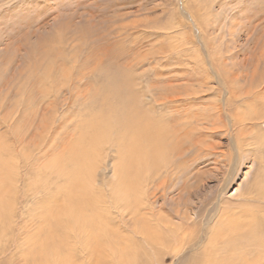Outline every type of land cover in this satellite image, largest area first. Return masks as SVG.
I'll return each mask as SVG.
<instances>
[{"label":"rangeland","instance_id":"374dc122","mask_svg":"<svg viewBox=\"0 0 264 264\" xmlns=\"http://www.w3.org/2000/svg\"><path fill=\"white\" fill-rule=\"evenodd\" d=\"M263 49L264 0H0V264L39 259L42 214L56 203L54 216L66 218L64 162L81 151L87 169L102 171L75 195L101 199L82 213L99 212L116 248L111 257L72 248L57 264H206L231 254L255 262L263 222L244 249L238 234V251L212 254L208 244L218 220L233 235L234 221L247 230L248 213L264 212V117H253L264 109ZM105 67L130 89V122L107 116L116 105ZM135 120L147 134L118 136L120 151L115 124ZM172 127L188 135L164 142L174 151L159 169L156 135L172 139ZM54 160L64 170H47ZM60 225L49 220L54 233ZM150 225L160 241L140 232Z\"/></svg>","mask_w":264,"mask_h":264},{"label":"bare ground","instance_id":"6f19581e","mask_svg":"<svg viewBox=\"0 0 264 264\" xmlns=\"http://www.w3.org/2000/svg\"><path fill=\"white\" fill-rule=\"evenodd\" d=\"M241 9H243V8H241ZM11 13V12H10ZM234 17V16H233ZM247 24V23H246ZM236 26V25H235ZM125 37V36H124ZM174 47V46H173ZM153 52V51H152ZM159 52V51H158ZM262 52V55H264V49L261 51ZM168 53V52H167ZM163 57V56H162ZM199 61V60H198ZM107 67H105V69H103L102 68V70H103V73H104V76L106 77V80L109 82V84H111L112 85V87H111V90H112V92L111 93H113V96H114V99H112V101H115V102H112V101H109V102H112V103H114L115 105H116V107L114 108V105H112L111 106V112L109 113V114H107V116H109L110 118H111V120H112V123H113V121H114V119H118V114H119V116H120V118L121 119H119V120H122L123 122H125V123H127V122H130V115H128L126 112V114H127V116L125 117V113L123 114L122 113V110L124 109V108H128V104H127V101H130V96H131V92H130V89H123V86H124V84H119L118 83V77L121 75V74H112L111 72H109V69L107 68ZM200 69V68H199ZM106 70H108V71H106ZM24 71V70H23ZM22 73V72H21ZM252 76V75H251ZM64 78V77H63ZM72 78V77H71ZM205 78V77H204ZM189 80V79H188ZM253 80V79H252ZM251 80V81H252ZM129 79H128V84H129ZM256 81H258L257 79H256ZM17 83V82H16ZM108 84V83H107ZM128 84L127 85H125L126 87L128 86ZM195 84V83H194ZM107 86V85H106ZM105 86V87H106ZM195 86V85H194ZM109 87H110V85H109ZM200 87V86H199ZM108 88V87H107ZM106 88V89H107ZM128 88H130L129 86H128ZM109 89V88H108ZM122 89H123V91H122ZM180 91H181V89H180ZM123 92H126V93H123ZM230 92V91H229ZM257 92V91H256ZM264 92V89H263V91H262V93ZM105 93V92H104ZM110 93V94H111ZM133 97H135V96H133ZM145 97V96H144ZM113 98V97H112ZM136 98V97H135ZM131 101H132V99H131ZM130 101V102H131ZM130 104V103H129ZM136 104H137V102H136ZM130 107H131V104H130ZM119 108L121 109V110H119ZM132 108H133V106H132ZM139 108V107H138ZM181 108V107H180ZM141 109V108H140ZM136 110V109H135ZM232 110V109H231ZM132 111H133V109H132ZM137 111V110H136ZM139 111V110H138ZM129 112V111H128ZM253 113V112H252ZM251 113V114H252ZM50 114V113H49ZM185 114V113H184ZM250 114V116H252ZM133 115V114H132ZM139 115H141V114H139ZM144 115H146V114H144ZM193 115V114H192ZM249 116V117H250ZM82 117V116H81ZM101 117H103V116H101ZM101 117L100 118H98L97 119V121H102V119H101ZM136 117V116H135ZM184 117V116H183ZM253 117H255L256 119H260V120H262L263 118L262 117H264V109H263V111L262 110H258V111H256V113H253ZM108 118V117H107ZM198 118V117H197ZM11 119V118H10ZM109 119V118H108ZM136 119L137 120H139L140 118H139V116H137L136 117ZM158 119V118H157ZM133 120H134V118H133ZM132 120V121H133ZM149 120V119H148ZM246 120V119H245ZM107 121V120H106ZM105 121V122H106ZM132 121H131V127L129 128V129H126V128H122V127H120V126H118L117 124H115L116 126H115V129H118V133H121L120 135L119 134H117V137H116V139H118L119 140V144H117L118 146H119V148H120V151L121 150H123V149H126V148H124V144H123V142H122V140L118 137V136H123L124 134H128L129 135V137L130 136H134L135 134H136V132H138V133H140L141 135L140 136H137V137H135V138H133V139H130V141L131 142H137L138 140H139V138L141 137V136H144L145 137V135L147 134V132H146V130H148V129H142L141 127L138 129L137 128V126H138V122H136V120L132 123ZM109 122V121H108ZM136 122V123H135ZM152 122V121H151ZM246 122V121H245ZM248 122V121H247ZM253 122V121H252ZM115 123V122H114ZM113 123V124H114ZM122 123V122H121ZM143 123H145V122H142V124ZM150 123V122H149ZM149 123H147V124H149ZM244 123V122H243ZM243 123H241V124H243ZM95 125H97V123L95 122L94 123ZM100 124V123H99ZM98 124V126L100 127V125ZM102 124V123H101ZM109 124H110V122H109ZM155 124V123H154ZM160 124V123H159ZM245 124V123H244ZM253 124V123H252ZM104 125H106L105 127H104V129H102V130H105V128H108V129H110L109 127H110V125H107V124H105L104 123ZM120 125V124H119ZM141 125V124H140ZM238 125V124H237ZM102 126V125H101ZM162 126V125H161ZM251 126V125H250ZM113 127V126H112ZM230 127V126H229ZM92 128H93V126H92ZM173 128V127H172ZM177 128V131L173 128L172 130H173V132H172V139H171V135H170V133L168 134V136L166 137L165 135H163L164 134V132L162 133L160 130H159V132H160V134H158V135H156L157 136V139H156V150H157V153H159V156H160V158H161V162H160V165H159V169L160 168H165L166 167V165H167V163H165V160L164 159H167V157H166V155L168 156V158H169V155H168V151L170 152V149H171V151H174V149L171 147V148H168V146L167 147H165V149L167 148V153L166 152H162L161 153V151L164 149V142L166 143V141L168 140V144H169V141L171 140V142H170V144H169V146H172L173 144L175 145L176 143H178V140L177 139H179L180 140V138H183V139H185L186 137H187V131H183V129H179L178 127H176ZM186 128V127H185ZM191 128V127H190ZM94 129H95V127H94ZM93 129V130H94ZM137 129H138V131H137ZM98 130V129H97ZM107 130V129H106ZM167 131V130H166ZM180 131V132H179ZM109 132V131H108ZM154 132V131H153ZM158 132V131H157ZM170 132H171V130H170ZM178 132L180 133V135L178 134ZM99 133V132H98ZM101 133V132H100ZM165 133H167V132H165ZM79 134V133H78ZM108 135L109 134H107V133H104L103 131H102V133L101 134H99V138H104V140L106 141V139H107V137H108ZM128 135H127V138H128ZM151 135V134H150ZM177 135H179L178 136V138H176V136ZM153 136V135H152ZM125 137H126V135H125ZM154 137V136H153ZM190 137V136H189ZM123 138H124V136H123ZM143 138V137H142ZM148 138V137H147ZM150 138V137H149ZM230 138V137H229ZM246 139V138H245ZM245 139H243V140H245ZM125 140H126V138H125ZM128 140V139H127ZM126 140V141H127ZM151 140V139H150ZM149 140V141H150ZM182 140V139H181ZM243 140H241V141H243ZM94 141V140H93ZM240 141V140H239ZM240 141V142H241ZM258 141V140H257ZM130 142V143H131ZM140 142V141H139ZM127 144V143H126ZM128 144H129V142H128ZM137 145H138V143H136ZM146 144H148V143H146ZM161 144H163L162 146H161ZM76 145V144H75ZM132 145V144H131ZM149 146V145H148ZM68 148H70V147H68ZM78 148V147H77ZM150 148H152V147H150ZM154 148V147H153ZM80 149V148H79ZM90 149H92V148H90ZM140 149V148H139ZM145 149V148H144ZM164 149V150H165ZM66 150H68L67 148H66ZM127 150H129V149H127ZM132 150H134V149H132ZM148 150V149H147ZM151 150V149H150ZM183 151V150H182ZM82 152V151H81ZM79 153V154H74V152H72V153H70V156L71 157H68L67 158V160L64 162V163H67V165H69V167H67V175L70 177L69 178V180H67V182L65 183V187L64 188H62V189H64V192H65V198L66 199H68L69 198V200L67 201L68 202V204H72V206H71V209H69L66 213H65V219H61V218H59V217H56V216H54V209H55V204L56 203H54V206L53 207H51V205H50V207H49V209H50V212H49V214L48 213H43L42 214V226H41V228H40V230H39V234H40V236H41V240H39V241H37L38 242V244H37V247L39 248V254H40V256H39V259H34V262L32 263V261H31V264H50V263H52V264H57V261L59 260L57 257H59V256H61V255H68V253H67V251L69 250V253L72 251V248H73V250L74 251H76L75 250V248L76 249H78V250H80V252H85V253H87V254H89V255H93V254H98V252H105V250H107L106 251V253H108L109 254V257H111L110 256V254H111V252H112V250L111 249H113V248H116L115 246L116 245H112L111 243H110V241H109V236H110V232L107 230V227H106V225H105V223H104V219L102 218L101 219V216H100V214H99V212H92V213H88V212H86L85 210L83 211V213H82V207L84 208L85 206H84V204H93L94 202L93 201H95V202H97V198L95 199L94 197H92V194H89L88 193V196L87 195H85L86 193L85 192H89L88 190H89V187H88V183H87V181L85 180V178H86V176H88L89 177V175H90V173H92V171H93V169L95 170V168H90V167H92L91 165L92 164H90V166L88 167V168H90V169H87V166H85L84 165V161H83V159H82V157H83V155H82V153ZM118 152V151H117ZM123 153V152H122ZM156 153V154H157ZM155 154V155H156ZM187 154V153H186ZM144 155V154H143ZM174 155V154H173ZM158 156V155H157ZM178 156V155H177ZM145 157V156H144ZM121 158H122V155H121ZM159 158V157H158ZM159 158V159H160ZM138 159H140L139 157H138ZM146 159V158H145ZM154 159V158H153ZM132 160H133V158H132ZM63 161V160H62ZM137 161H139V160H137ZM156 161V160H155ZM59 162H61V160H54V162L51 164V165H49V166H47L46 167V169L47 170H49V171H52V170H60V169H62V170H64V167L63 166H61V168H59L58 167V164H59ZM122 162H123V159H122ZM125 162H126V160H125ZM128 162V161H127ZM157 162V161H156ZM172 162V161H171ZM158 163H159V161H158ZM171 164V163H170ZM122 165V164H121ZM168 165H169V162H168ZM156 166V165H155ZM149 167V166H148ZM152 167V166H151ZM158 168V167H157ZM151 169V168H150ZM155 169V168H154ZM97 170V169H96ZM95 170V171H96ZM130 170V169H129ZM135 170V169H134ZM138 170V169H137ZM153 170V169H152ZM100 171H102V169H98L97 170V173L99 172L100 173ZM105 171V170H104ZM156 171V170H155ZM166 171V170H165ZM131 172V171H130ZM55 173V172H54ZM101 174V173H100ZM103 174V173H102ZM142 175V174H141ZM188 175V174H187ZM186 175V176H187ZM128 176V175H127ZM91 177V176H90ZM67 178V177H66ZM99 178V177H98ZM101 180V179H100ZM119 180H121L120 179V177L118 178V180H117V184H118V186H119V188H118V193H120L121 192V190H120V187L123 189V186H121V184L119 185ZM90 181V180H89ZM95 181V179H93L91 182H94ZM137 181V180H136ZM96 183L97 184H99V183H102L101 181H98V180H96ZM59 184V183H58ZM90 184H93V183H90ZM84 189V190H81V193H85V194H83V196L80 194V193H78V194H80L79 196H76L75 195V193H77V192H79V189ZM59 190V189H58ZM91 190V189H90ZM115 192H116V190H115ZM124 194V193H123ZM102 195V194H101ZM98 196H100V195H98ZM115 196V195H114ZM119 196V195H118ZM126 196V195H125ZM148 196V195H147ZM64 197V196H63ZM127 197V196H126ZM61 198V197H60ZM99 199V198H98ZM104 201H105V199H103ZM116 200H118L117 198H116ZM55 201H57L56 199H52V202H55ZM101 201V199H99V202ZM123 201V200H122ZM119 201H117V202H115V204H117ZM64 204H66V203H64ZM97 204H99L98 202H97ZM95 205V204H94ZM42 206V205H41ZM57 206H58V208H59V206L61 207L62 205H59V203L57 202ZM88 206V205H87ZM91 206V205H90ZM135 206V205H134ZM97 207H98V205H97ZM218 207V206H217ZM228 207V206H227ZM88 208V207H87ZM102 208V207H101ZM61 210H59L58 209V211L57 212H60ZM99 211V210H98ZM262 211V210H261ZM57 212H55V213H57ZM101 212V211H100ZM154 212V211H153ZM224 213V212H223ZM262 213V212H261ZM260 213V214H261ZM51 214V215H50ZM249 214V217H252V218H250V220H248V222H247V224L249 225V228L247 229V230H245L244 229V226H242V225H240L239 223H235V221H234V233H233V235L231 234V228H228L227 226H229L230 225V223L229 224H227V221H224V219L222 220V221H219L218 219H216V221L218 220V223L217 224H214L215 226H214V228L213 229H211V237L209 238V244H208V247H212V248H210L211 250H213V253L212 254H215V253H218L219 254V252L220 251H226V252H229V251H238V249H237V245L239 244V243H235V242H233V240H231V237H233L234 239H236V236L235 235H239L240 237L239 238H241V240H242V242H241V246H242V248L241 249H244V247L246 246V245H253V241L255 242V235H254V232L256 233L257 231V228H259V226H260V224H263L264 223V212L262 213V215H259V216H254L251 212H249L248 213ZM49 215H50V217H49ZM257 215V214H256ZM1 216V215H0ZM94 216V217H93ZM209 216V215H208ZM153 217H154V215H153ZM157 217V216H156ZM243 217V216H242ZM52 218H55L56 220H57V223H61V225L59 226V232H56V233H54L53 231L57 228V227H55V229H52L51 227H49V220H51L52 221ZM245 218H246V216H245ZM237 219V218H236ZM247 219V218H246ZM2 220V219H1ZM154 222V221H153ZM159 222V221H158ZM229 222V221H228ZM238 222V221H237ZM263 222V223H262ZM117 224V223H116ZM139 224V223H138ZM147 224V223H146ZM211 224V223H210ZM264 225V224H263ZM124 226V225H123ZM137 226V225H136ZM58 230V229H57ZM155 230V231H154ZM245 230V231H244ZM260 230V229H259ZM113 231V230H112ZM144 231V232H143ZM160 229L157 227V228H153V227H151V225H150V228H147V229H143V230H140V232L143 234V235H145L144 233H146V235L147 236H149V235H151L150 236V239H154V240H156L157 241V239H159V241L163 238V237H161L163 234H161L160 236H159V233H160ZM134 233V232H133ZM261 233L263 234V236H264V232L261 230ZM210 234V233H209ZM258 236V235H257ZM115 237V236H114ZM221 237V238H220ZM219 238L220 239H222L221 240V242H219L220 240H219ZM258 238V237H257ZM141 239V238H140ZM237 239H238V236H237ZM236 239V240H237ZM110 240H112V239H110ZM143 240V239H142ZM168 240V239H167ZM30 241H31V238H30ZM146 241V240H145ZM184 241V240H183ZM162 242V241H161ZM168 242V241H167ZM237 242V241H236ZM260 242V241H259ZM31 243H33L32 241H31ZM75 243H78L77 245H73V244H75ZM165 243H166V241H165ZM164 242H162V244H165ZM208 243V242H207ZM35 244V243H34ZM33 244V245H34ZM120 244H122V243H120ZM258 244V243H257ZM73 245V246H72ZM80 245H81V248H80ZM188 245V244H187ZM260 245H262V246H260ZM72 246V247H71ZM125 246V245H124ZM255 248H256V254L254 255V256H256V260H255V262H252V261H249V260H245V262H244V264H259V263H262V261H263V257H264V252H263V250H264V244H261V243H259L258 245H253ZM146 247V246H145ZM152 247V246H151ZM150 247V248H151ZM111 248V249H110ZM149 248V249H150ZM213 248H216L217 250L216 251H214V249ZM246 248V247H245ZM99 249H102L101 251H99ZM229 249H231V250H229ZM121 251H122V247H119V249L117 250V249H115V252L114 253H116V254H119V255H121ZM128 251V250H127ZM206 251V250H205ZM208 252V251H207ZM246 252V251H245ZM254 252V251H253ZM252 252V253H253ZM221 253V252H220ZM211 253H207V255H210ZM211 254V255H212ZM242 254V253H241ZM245 254H248V253H245ZM254 254V253H253ZM205 256V255H204ZM245 256V255H244ZM244 256H242V257H244ZM248 256H250V255H247V257ZM215 257V256H214ZM216 257H217V259H214V258H211V257H209L208 259L206 258V260L204 259V261H206V264H215V262H219V264H238L237 263V259H234V260H231V257H232V254H231V256H229V257H227L226 259L225 258H223V257H220V258H218V256L216 255ZM238 257V256H237ZM242 257H241V260H242ZM246 257V256H245ZM246 257V258H247ZM250 257H252V256H250ZM57 258V259H56ZM139 258V257H138ZM154 258V257H153ZM235 258V257H234ZM38 260H40V262H38ZM122 260V259H121ZM239 260V259H238ZM253 260V261H254ZM48 261H50V262H48ZM240 261V260H239ZM125 262V261H124ZM101 262L100 261H98L97 263H95V264H100ZM202 263V262H201ZM264 263V262H263ZM262 263V264H263Z\"/></svg>","mask_w":264,"mask_h":264}]
</instances>
